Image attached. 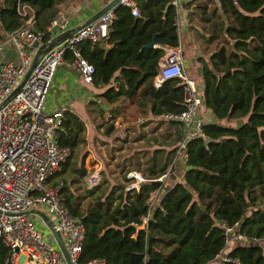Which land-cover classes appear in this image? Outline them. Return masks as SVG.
<instances>
[{
	"label": "trees",
	"instance_id": "trees-1",
	"mask_svg": "<svg viewBox=\"0 0 264 264\" xmlns=\"http://www.w3.org/2000/svg\"><path fill=\"white\" fill-rule=\"evenodd\" d=\"M64 1L0 0V41L22 23L21 5L31 10L34 27L44 30L59 10L57 4ZM133 2L137 15L120 3L112 9L105 46L78 42L80 54L93 67L91 83L117 82L98 93L106 102L138 90L150 101V112H178L183 107L178 79L166 78L152 86L162 46L178 45L176 9L169 0ZM218 4L227 19L218 26L232 40L233 49L226 51L220 45L208 61L200 59L201 103L213 118L201 123L202 135L185 141L181 180L166 185L162 179L151 180L165 171L166 156L158 164H147L146 180L137 188L124 189L125 174L123 183H112L100 193H95L98 185L86 188L91 198L82 206L84 197L72 195L65 181L51 182L67 169L82 139L83 122L68 109L62 112L58 143L68 148L69 155L47 182L58 185L62 204L83 225L80 263L98 256L110 264H207L223 244V220L237 221L239 231L259 239L233 244L226 253L230 259L220 264H264V0H218ZM153 33L159 45L145 46ZM64 57L71 59L68 51ZM137 103L140 106V100ZM111 126L107 123L105 132ZM152 191L158 197L149 204ZM5 253L0 241V264H6Z\"/></svg>",
	"mask_w": 264,
	"mask_h": 264
},
{
	"label": "built area",
	"instance_id": "built-area-1",
	"mask_svg": "<svg viewBox=\"0 0 264 264\" xmlns=\"http://www.w3.org/2000/svg\"><path fill=\"white\" fill-rule=\"evenodd\" d=\"M180 1L169 0L175 8L180 5ZM119 3L128 6L132 15H137L138 9L133 0H119ZM19 13L24 16L22 23L6 33L0 41V241L6 248L4 261L6 264H110L98 256L84 263L79 262L83 225L62 204L58 185L47 182V178L59 170L69 155L68 148L58 143L61 115L68 108L60 105L46 109L44 102L53 72L65 60V51L70 53V61L80 80L91 83L93 67L80 54L77 44L88 40L91 45L99 43L105 46L109 25L114 17L113 10H105L94 20L41 52L27 73L36 48L44 46L54 35L64 31L68 18L63 12L57 11L43 30L34 27L33 14L24 5L19 7ZM162 47L164 51L152 77V85L157 87L164 79L175 77L182 86V109L158 116L188 124L189 130L177 142L173 155L184 162L185 141L203 134L200 125L205 117L199 110L200 87L183 70L180 47ZM165 175L166 172H163L157 178L161 179ZM125 176L126 190L137 188L140 182L146 180L134 169L126 171ZM100 180V173L95 168L83 176L87 188L96 186ZM150 203L152 201L149 200ZM35 204L44 206L53 229L61 237L68 263L55 243L46 238L42 229L36 227L29 212H25ZM145 220L146 215L142 216V221ZM220 227L223 244L207 264H220L229 260L226 253L235 243L259 239L239 231L237 221L228 224L222 220Z\"/></svg>",
	"mask_w": 264,
	"mask_h": 264
},
{
	"label": "crops",
	"instance_id": "crops-1",
	"mask_svg": "<svg viewBox=\"0 0 264 264\" xmlns=\"http://www.w3.org/2000/svg\"><path fill=\"white\" fill-rule=\"evenodd\" d=\"M104 3L106 0H65L57 4L59 6L58 11L63 12L68 18L65 30L75 28ZM208 5L206 0H192L190 2L181 0L180 5L175 8L176 32L180 48L181 40L193 37L195 29L202 32L201 28H197V21L208 10ZM212 6L217 7L215 9L218 11V0H213ZM158 45L155 42L151 46ZM181 62L183 70L186 68L185 72L190 77L196 75L199 80L195 79V81L201 85L200 59L194 60L196 65H192V71L187 69L183 57ZM116 84L117 82L113 80L96 86L92 83L82 82L74 65L67 58L57 65L53 72L44 106L46 109H52L55 106L63 105L75 113L83 122V129L79 132L82 139L77 142L74 148L75 150L77 147L83 146V150L86 151L85 157L84 154H78V159L81 155L80 166L82 169L93 166L101 172L100 174L103 175L104 173L111 182L120 179L119 164L122 160L120 154L124 157L128 148L131 147L137 150H147L146 153L149 152V156L146 158L147 164L150 161L158 164V162L164 161L167 156L168 163L164 171L166 175L161 178L164 185L181 180L183 164L178 158L173 157V148L182 134L184 135L189 130L188 124L182 121V123H176L150 112V101L145 93L138 90L130 97L120 96L113 102H106L101 96H98V93L107 86ZM139 100L140 106L137 103ZM100 107L102 110L99 109ZM199 110L204 114V120L213 118L212 113L203 105L200 106ZM159 119L167 121L166 126H156ZM107 123H111L112 126L108 132H105ZM161 134H164L163 138ZM178 135L180 136L176 138ZM131 169L140 173L135 168L128 170ZM111 176H113L112 179L109 178ZM64 184L68 185L67 183ZM157 197V192L152 191L149 200L155 202ZM30 210L29 216L32 212L39 223L45 225L51 223V219L46 215L42 204H35ZM40 212H43L47 219H42L39 215ZM30 217L32 218V216ZM46 238L53 242L51 233Z\"/></svg>",
	"mask_w": 264,
	"mask_h": 264
},
{
	"label": "rangeland",
	"instance_id": "rangeland-1",
	"mask_svg": "<svg viewBox=\"0 0 264 264\" xmlns=\"http://www.w3.org/2000/svg\"><path fill=\"white\" fill-rule=\"evenodd\" d=\"M206 2L209 3L207 6L208 10L205 11L201 17H205L206 19H203L200 17V20L197 21V28H201L202 32H198V29H195L193 37H188L186 40H181V54L183 59H185V63L187 64V69L192 71V65H196V62L194 60L203 59L205 61H208V55L210 52L215 50L218 46L223 45L228 51L231 47L232 40L228 38L221 30L220 25L218 26V23H226L227 19H225V16L217 11L215 6H212L213 0H206ZM59 7V6H58ZM233 49V48H232ZM195 58V59H194ZM198 63V62H197ZM186 71V68L184 69ZM195 76V77H194ZM192 76L193 79L199 80V78L194 75ZM202 106V103H201ZM204 107V106H203ZM204 110V108H202ZM156 126H166L167 121H162L161 119L157 120ZM219 122L221 123H235L233 119H221ZM164 134H161V137L163 138ZM159 137V138H161ZM171 139V137H169ZM174 142V141H173ZM83 146L77 147L73 154L69 157V164L66 170H64L62 173L58 174L56 177H54L51 182H63L67 183L68 185V191L72 193V195H76L77 197H84L81 199L82 206L86 204L88 200H90L91 195H87L86 192V186L83 182V176L87 171L94 168L93 166H89L88 169H82L80 166V157L78 159V154H84V157L86 156V151L83 150ZM147 150H137L135 148L129 147L126 155L122 157V154H120L121 157V164H119V171L121 172L119 174L120 179H117L115 181H110L107 176L103 173L100 174L101 180L100 183L97 184L98 188L95 189V193H100L101 191H105L106 188L111 183H123L124 180V174L125 172L130 168H135L140 171V174L145 176L147 173L146 166H147V157L149 156V152L146 153ZM96 169V168H95ZM82 171V173H79V171ZM99 171V170H98ZM101 173V172H99ZM110 179L113 178V176L109 177ZM73 179V180H72ZM62 180V181H61ZM64 183V182H63ZM103 184V185H102ZM30 216H32L33 222L36 223V227L43 230V233L46 235H49V230L47 225L39 223L37 219H35V216L33 213H30ZM40 218V217H39ZM48 239V238H47ZM56 245V244H55Z\"/></svg>",
	"mask_w": 264,
	"mask_h": 264
},
{
	"label": "water",
	"instance_id": "water-1",
	"mask_svg": "<svg viewBox=\"0 0 264 264\" xmlns=\"http://www.w3.org/2000/svg\"><path fill=\"white\" fill-rule=\"evenodd\" d=\"M119 3V0H108L106 1V3H104L103 5H101L99 8H97L95 11H93L91 13V15H89V17H87L84 21H82L79 25H77L75 28L73 29H66L56 35H54L51 39H49L44 46H38L35 50V53L30 61V64L28 66V69L26 71V73L29 71V69L33 66V64L37 61L38 56L41 52L47 50L48 48H50L51 46H53L54 44H56L58 41L62 40L63 38L67 37L68 35H70L71 32L75 31L77 28L81 27L82 25L94 20L96 17H98L102 12H104L107 9H113L115 5H117ZM156 42V39L154 37V33L152 34L151 40L147 43H145V46H151L153 43ZM231 47L233 48V44H231ZM25 73V75H26ZM16 89L12 90L10 92L9 95H12V93L15 91ZM104 107V105H102ZM210 111V109H208ZM152 181L155 182H159L161 181L160 178H154L151 179ZM31 210L28 209L25 212H30ZM39 215L41 216L42 219H47L44 215L43 212H40ZM47 227L52 235L53 238V242L56 244V246L58 247V249L60 250L64 260L68 263V255L66 252V249L63 245V242L61 240V237L59 235V233L53 229L52 224L51 223H47Z\"/></svg>",
	"mask_w": 264,
	"mask_h": 264
}]
</instances>
